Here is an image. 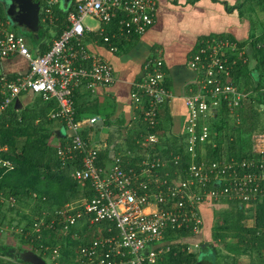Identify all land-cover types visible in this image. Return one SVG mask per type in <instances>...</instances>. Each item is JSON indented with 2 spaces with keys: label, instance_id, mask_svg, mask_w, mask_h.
<instances>
[{
  "label": "built area",
  "instance_id": "built-area-1",
  "mask_svg": "<svg viewBox=\"0 0 264 264\" xmlns=\"http://www.w3.org/2000/svg\"><path fill=\"white\" fill-rule=\"evenodd\" d=\"M71 2L68 25L42 54L32 53L25 36L10 27L8 17L0 16V58L18 55L28 63V69L22 74L13 78L0 76V94L3 95L0 111L24 92L40 95L45 101L54 99L57 107L48 116L60 120L69 132L68 142L56 148L58 158L64 164L77 156L80 167L72 169L70 176L82 187L88 182L92 192L55 209L49 222L36 218L33 229L38 231L44 226L56 235L74 237L75 229L105 221L109 223L104 227L105 233L98 227L90 243L75 249L79 264H157L173 245L165 237L168 230L201 231L202 205L211 206L225 199H241L249 204L264 196V103L261 110L258 108L263 116L262 129L251 136V156L207 160L203 146L209 140L210 121L221 107L232 115L236 108L250 100L252 88L246 89L236 82L232 68L238 61L249 62L252 57L245 44L240 46L220 36L203 40L189 56L187 65L195 79L189 92L181 96L187 109L182 142L189 162L184 173L175 171L172 179L167 177V171L161 175L158 171L168 164L182 166L180 154L171 151L170 158L165 159L152 149L160 143L157 133L160 106L174 95L164 83L162 58L150 57L129 94L132 106L146 126V133H141L136 141L142 157L134 165H128L127 159L115 156L105 172L96 163L98 149L89 146L79 133L82 124L91 125L98 117L83 121L74 116L76 86L84 83L85 88L93 92L98 86L113 82L111 63L96 53L87 52L80 40L85 31L83 18L90 16L102 23L99 35L109 45V50L115 51L112 37L105 34L104 26L116 23L117 33L143 34L154 22L156 2ZM52 4L53 0L46 1L42 20H51ZM256 48L264 51V42H258ZM126 154L135 155L128 149ZM1 164L11 167L8 160H1ZM8 201L12 204L14 199L10 197ZM180 242L183 241L175 244L180 245ZM187 250L191 251L188 247ZM58 255L59 245H55L50 249V264H56Z\"/></svg>",
  "mask_w": 264,
  "mask_h": 264
},
{
  "label": "trees",
  "instance_id": "trees-1",
  "mask_svg": "<svg viewBox=\"0 0 264 264\" xmlns=\"http://www.w3.org/2000/svg\"><path fill=\"white\" fill-rule=\"evenodd\" d=\"M35 1L39 2L43 8L46 6L47 0ZM254 1L255 6L260 5L264 8V0ZM69 9H72V2L68 4ZM42 15V10H40L38 39L34 38L29 31H27V35L22 33L30 42V44L27 42L30 51L36 54L44 53L51 44L50 25L43 22ZM0 16H3L1 4ZM66 19L67 16L60 14L57 25L61 28L66 24ZM112 25L116 32V23ZM253 29H256L257 32H251ZM251 30L246 39L250 44L247 53L255 60V63L253 67H249L248 61H238L232 68V76L246 89L252 88L254 95H251L249 99L254 103H250L248 100L236 108L234 112L238 113L240 118L238 122L234 121L233 125L227 124V117H229L227 109L224 106L219 109L210 124L209 139L211 141L207 140L203 144L204 157L207 160L230 157L240 159L251 156L253 154L251 136L255 131L262 129L258 108L260 103H264V91H262L264 87V51L256 48V44L264 42V20L257 22L256 27L253 25ZM61 32L62 30L58 31L57 37ZM118 34L116 32V36ZM107 35H112V32H108ZM121 35L123 36V34ZM100 38L102 40L101 36ZM228 39L236 40L231 37ZM35 49L37 50L35 51ZM2 96L0 94V101ZM164 104L166 105V103ZM252 104H255L254 107ZM19 106L20 103L15 105L13 101L0 111V225L5 223L9 228H18L20 243L27 244L29 249L39 253L46 264L51 263L50 249L55 245H59L56 264H79L75 249L79 245L90 243L97 235L98 227L105 233L104 227L109 223L102 221L89 227L77 228L74 230L76 233L74 237L72 234L56 235L44 226H41L38 231L33 229L36 218L42 217L45 222H49L55 209L84 193L91 194L92 192L88 182L82 187L77 180L70 176L72 169L80 167L79 158L76 156L73 160L67 161L65 165L61 164L56 153V146L51 141L56 135L54 126L56 119H51L48 114L51 110L56 109L55 100L45 101L40 95H37L25 106L21 108ZM74 110L75 118L79 119L82 110L76 108L75 99ZM159 122L157 129L162 128L163 122L160 120ZM144 130H146V126L141 117H138L126 129L123 142L127 149L135 154L133 157H125L128 165H134L142 157L141 148L136 141ZM83 134L84 132H82ZM168 142L167 146H164L160 140V143L155 145L152 151H158V155L165 159L170 158L171 151L180 154L184 166L168 164L165 169L158 171L159 175L167 171V177L172 179L175 178V171L180 170V174L184 173L189 156L183 149L182 138H179L177 142ZM171 147L173 148L171 149ZM109 159L108 152L103 151L98 153L97 163L106 166ZM1 160H8L11 167L2 165ZM10 197L14 199L12 204L8 201ZM224 202L227 207L219 211L220 214L217 216L213 215L211 208L213 205H206L207 207L204 206L205 204L202 205L204 210L206 207L208 211L207 215H202V218L208 227L210 226L209 237H206L205 240L200 239L202 233L191 232L189 228L168 230L165 237L173 245L158 259L157 264H194L197 260L201 264H264V196L259 201L255 200L249 204L241 199H225ZM247 220L250 222L247 223ZM200 230L202 229L200 228ZM176 241L183 242L176 245ZM192 241L198 242L197 249L188 251V243ZM21 244L17 246L20 249H22ZM202 244L204 245L201 246ZM13 248L14 246L10 244H0V264H28L12 257ZM209 255L212 257L211 259H209ZM48 259L49 262H47Z\"/></svg>",
  "mask_w": 264,
  "mask_h": 264
},
{
  "label": "crops",
  "instance_id": "crops-1",
  "mask_svg": "<svg viewBox=\"0 0 264 264\" xmlns=\"http://www.w3.org/2000/svg\"><path fill=\"white\" fill-rule=\"evenodd\" d=\"M246 1L155 0L154 22L143 34L134 35L130 33L122 36L119 33L116 36L113 25L104 26V31L107 34L108 32H112V35L114 34L113 36L111 35V44L116 47L115 51L109 50V45L101 40L99 30L102 27V23L98 19L89 16L85 21L83 20L85 31L80 40L84 48L89 53H96L107 59L111 63L113 73V82L108 86H98L91 92L85 88L84 83H81L73 91L76 108L80 111L82 110L79 119L85 121L92 116L98 117L95 123L91 125L82 124L79 129L81 138L89 146L98 149L97 159L98 153L103 151H107L110 155L106 166L99 165L96 160L97 166L107 172L111 167L113 157L120 155L125 158L127 155L126 151L124 153L120 149L116 150L115 145L122 143L127 132L126 129L139 117L138 111L131 104L129 94L133 84L141 78L143 66L150 57L158 55L162 58L165 71L164 83L174 95L166 105L162 104L160 106L159 111V120L168 124L171 136L164 138L166 136L164 135L162 139L161 132H164V129L158 128L159 138L163 145L167 146L168 141L170 143L171 141L177 142L179 138L183 137V124L186 119L187 109L181 96L189 92V88L194 84L195 79L194 72L187 65L189 56L203 40H208L214 36L236 39L233 41H236L240 46L245 44L248 50L250 44L246 39L253 25L256 27L257 22L254 19L251 20L243 12V6ZM249 7L254 12L257 10V18H264V8L260 5L255 6V1L254 5ZM43 9L42 5H40L42 13H44ZM50 10L51 20L46 19L43 22H47L50 25L49 33L50 42L52 43V40L57 37L58 31L63 30L68 25L67 19L66 24L61 28L57 25L60 14L67 16L68 4H65L62 0H53ZM19 27L24 28L22 26ZM26 31L28 30L26 29ZM251 59L254 60L253 58ZM27 68V60L21 56L15 55L0 58V76L13 77L24 73ZM251 95L254 94L252 93ZM36 96V94L30 92L20 94L17 97L18 103H20L19 108L25 106ZM251 102L252 100H250ZM254 105L252 104L253 107ZM259 109L261 110V103L259 104ZM87 110L91 111L88 112ZM260 115L262 123L263 116L261 112ZM227 118V124L233 125L234 121H239L240 115L234 112L232 115L229 114ZM99 120H101L100 123ZM212 121H210V124ZM54 126L55 131H59L55 132L56 137L54 136L51 141L57 148L61 143L66 144L68 142L69 132L65 130L60 120H55ZM104 128H109L114 136L104 135L102 137L101 131ZM61 129H64L63 133L60 132ZM82 132H84V136ZM144 133H146V130L143 131ZM208 141L210 142L211 140L209 139ZM66 163L61 164L65 165ZM204 206L201 207V213L202 215H207V206L205 210ZM209 227L203 219L202 230L200 231V234L202 233L200 236L201 240L209 237ZM203 230L205 231L204 233ZM192 242L191 244H195L194 241Z\"/></svg>",
  "mask_w": 264,
  "mask_h": 264
},
{
  "label": "water",
  "instance_id": "water-1",
  "mask_svg": "<svg viewBox=\"0 0 264 264\" xmlns=\"http://www.w3.org/2000/svg\"><path fill=\"white\" fill-rule=\"evenodd\" d=\"M4 5V11L12 23L26 28L34 38L38 37L40 29L39 10L40 3L35 0H1ZM65 4H69L72 0H62ZM16 99L14 104L16 105ZM101 120H99V123ZM57 130L56 132H58ZM202 244L201 246H203ZM200 246V247H201ZM12 257L19 259L28 264H46L45 260L36 252L29 248L14 247L11 251ZM194 264H201L197 260Z\"/></svg>",
  "mask_w": 264,
  "mask_h": 264
},
{
  "label": "rangeland",
  "instance_id": "rangeland-1",
  "mask_svg": "<svg viewBox=\"0 0 264 264\" xmlns=\"http://www.w3.org/2000/svg\"><path fill=\"white\" fill-rule=\"evenodd\" d=\"M0 4H1V6H2V11H3V16L4 17H6V15H5V13H4V5H3V3H2V1L0 0ZM254 5V1H251V0H247L246 2H245V4H244V6H243V12L246 14V15H248L249 16V18L251 19V20H255L256 22H260V21H262L264 18H257L256 17V13H257V10L254 12V10H252L249 6H253ZM260 12V11H259ZM258 14V13H257ZM89 16H86V17H84L83 18V20L85 21L87 18H88ZM83 21V22H84ZM43 27H45L44 25H42ZM10 27L12 28V29H14L15 31H17V32H21V33H24V34H26L27 35V31H26V29L25 28H21V27H19V26H17V25H15V24H13L12 22H11V25H10ZM50 28V27H49ZM50 31H52L51 29H50ZM251 32H257V30L256 29H253V30H251ZM29 44H30V42H29ZM248 45V44H247ZM247 47V46H246ZM158 56V55H157ZM254 63H255V60H250L249 61V67H253V65H254ZM88 112H90L91 110H87ZM162 129H164V132H161V137H162V139H163V136L164 135H166V136H164V138L165 137H169V136H171L169 133V130H168V124L167 123H163L162 124ZM112 130V129H111ZM60 132L61 133H63L64 132V129H61L60 130ZM112 132L110 131V129L109 128H104L102 131H101V134H102V137H104V135L105 136H107V135H110V136H114V134L112 133ZM104 139V138H103ZM116 147H115V149L117 150V149H120L121 151H124V153H125V151L127 150V147H126V144L122 141V143H117L116 145H115ZM225 202H218L217 204H214L213 206H211V208H212V212H213V215H215V216H217V215H219L220 214V212L219 211H221V210H223L224 208H226L227 206H226V204H224ZM6 214H8V212H6ZM247 223H249L250 221H246ZM19 232H20V230L18 229V228H16V227H13V228H9V227H7V225L5 224V223H3L2 225H0V244H10V245H12V246H14V247H17L18 245H20L21 243H20V240H19V238H20V234H19ZM211 240V239H210ZM198 244V243H197ZM21 248H29L28 246H27V244H21ZM219 247H221V246H219ZM188 249L189 250H191V251H195L196 249H197V246H194V244H188ZM206 252H208V251H206ZM58 257V256H57ZM57 257L55 258V261H57ZM199 257H200V255H199ZM212 257L209 255V259H211ZM211 261V260H210ZM47 262H49V259L47 260ZM58 262V261H57ZM208 262V261H207ZM244 262H246V259H244ZM222 263V262H221ZM205 264H207V263H205ZM245 264V263H244Z\"/></svg>",
  "mask_w": 264,
  "mask_h": 264
}]
</instances>
